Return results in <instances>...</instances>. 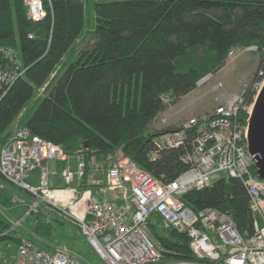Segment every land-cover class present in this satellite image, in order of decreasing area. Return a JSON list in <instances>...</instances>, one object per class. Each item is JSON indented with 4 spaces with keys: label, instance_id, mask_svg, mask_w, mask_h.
<instances>
[{
    "label": "trees",
    "instance_id": "1",
    "mask_svg": "<svg viewBox=\"0 0 264 264\" xmlns=\"http://www.w3.org/2000/svg\"><path fill=\"white\" fill-rule=\"evenodd\" d=\"M44 5L46 16L32 21L24 0H0V48L17 49L25 68L0 100V145L34 91L47 83L21 126L66 154L82 150L87 166L92 157L101 164L120 149L162 182L174 180L187 168L181 156L192 151L196 128L187 130L181 146L157 150L154 139L172 126L149 131L154 118L219 71L230 49L253 45L264 55V0L96 2L90 38L85 35L87 42L64 59L62 71L60 61L83 35L84 5L80 0H44ZM4 61L0 53V64ZM164 94L169 103L161 100ZM251 173L256 176L254 166ZM88 175L86 168L85 181ZM7 187L18 190L5 182L1 203L14 196ZM181 199L194 212L210 207L228 213L245 237L253 232L249 196L240 179H215ZM35 214L40 221L32 233L45 237L50 232L46 215ZM148 224L164 261L193 258L186 232L163 227L154 214ZM10 228L0 214V243L17 245L23 236Z\"/></svg>",
    "mask_w": 264,
    "mask_h": 264
},
{
    "label": "built area",
    "instance_id": "2",
    "mask_svg": "<svg viewBox=\"0 0 264 264\" xmlns=\"http://www.w3.org/2000/svg\"><path fill=\"white\" fill-rule=\"evenodd\" d=\"M24 2L32 21L46 16L44 0ZM235 49L239 48L230 49L228 56H234ZM241 50L256 51V46ZM0 53L5 60L0 64L1 100L25 68L17 49L1 47ZM209 75L212 74L199 80L198 85ZM263 84L264 61L237 93L219 95V103L211 112L193 116L154 139L157 150L177 148L187 130L196 128L192 151L181 156L187 168L170 182H162L129 158L109 163L103 169L99 164L91 167V162L87 166L82 150L66 154L60 145L31 134L21 125L0 145V175L6 183L33 197L29 214L46 210L77 226L105 264H264V181L251 173L255 157L248 150L249 120ZM46 85L39 91H44ZM219 87L222 84L216 85ZM161 100L169 103L170 96L164 94ZM168 119L162 117L161 123ZM49 161L62 163V186L50 184ZM221 177L240 179L248 192L253 215V232L249 236L238 231L228 213L210 207L194 212L182 202L181 197L188 191L208 186ZM90 185L110 192L112 197H102ZM3 188L0 182V192ZM153 214L163 227L187 233L191 260H163L164 250L150 234L148 220ZM16 247L15 264H86L66 249L50 251L26 237H21Z\"/></svg>",
    "mask_w": 264,
    "mask_h": 264
},
{
    "label": "rangeland",
    "instance_id": "3",
    "mask_svg": "<svg viewBox=\"0 0 264 264\" xmlns=\"http://www.w3.org/2000/svg\"><path fill=\"white\" fill-rule=\"evenodd\" d=\"M80 1L84 5V29L82 36L84 37L86 35V39H89L91 31L93 30L95 24V3L123 0ZM81 43L82 42L80 40L79 42L77 41L74 46L67 52L66 56H64V58L60 61V66H63L62 71L67 66V62H65L64 59H67L69 55V58H72L75 47L80 46ZM263 61L264 55L261 57L259 52L257 51H242L241 48L235 49L234 56H227L225 65L219 71L212 75H209L208 78L205 79L204 82H202L203 84H197L195 90L183 96L179 100L178 104L175 105L173 109L187 104L195 99V97L205 93L199 100L194 101L192 104H190L183 111L176 115L174 125L161 123L162 117H166L170 113V110L167 109V111L157 114L149 127V131H157L165 127L176 126L181 122L193 116H196L197 114H200L203 111L213 108L215 104L217 105L219 103L217 97L223 92H227L229 94L237 93L241 89V85L243 83L251 80L262 65ZM54 74L55 72L51 75V78L54 76ZM218 84H222V87L216 88V85ZM44 92L45 91H39V88L34 91L32 98L26 103V105L18 114L14 123L12 124L10 130L11 133L22 124V122L27 118L31 111L36 107L39 99L42 97ZM122 158L127 157H125L122 151L118 149L114 154L106 156L101 164L98 163V160L94 161L91 158V167L95 168L99 164L100 169H103V167H105L109 163L115 162ZM3 184H5V182H3ZM7 189L12 192L13 188L7 187ZM13 190L14 196L10 200V202L7 201L6 203H1L0 200V214L11 224V227L14 226L16 221H19L23 216H25L24 220L17 224L15 228H10L11 230H13L15 235H22L26 238L32 237L35 240V243L47 250H53L56 248L66 249L67 251L81 258L86 264H105L94 252V250L88 244L87 240L79 233L77 226L69 224L64 220L53 216L46 210H39L38 212H41L42 215H46L43 220L47 221L49 224V234L45 237L40 238L33 235L32 232L35 223L38 220L40 221V217L38 214H29L27 212L28 205L33 202V197L25 192L22 193V191H20L19 189ZM93 190L99 192L102 197H112L111 193L106 190L101 192L99 189H96V187H94ZM159 226L161 225L159 224ZM150 234L154 242L159 244L158 240L154 238L151 231ZM16 246L17 245L12 242L0 243V264H14V260L16 257L15 254L17 251ZM159 246L161 245L159 244Z\"/></svg>",
    "mask_w": 264,
    "mask_h": 264
},
{
    "label": "water",
    "instance_id": "4",
    "mask_svg": "<svg viewBox=\"0 0 264 264\" xmlns=\"http://www.w3.org/2000/svg\"><path fill=\"white\" fill-rule=\"evenodd\" d=\"M248 150L255 157L256 175L264 181V84L255 100L249 120Z\"/></svg>",
    "mask_w": 264,
    "mask_h": 264
},
{
    "label": "crops",
    "instance_id": "5",
    "mask_svg": "<svg viewBox=\"0 0 264 264\" xmlns=\"http://www.w3.org/2000/svg\"><path fill=\"white\" fill-rule=\"evenodd\" d=\"M85 37V36H84ZM83 36L82 37H80V41L82 42L81 43V45L83 44V42H84V40H85V38H84ZM79 40H78V42H79ZM87 42V41H86ZM86 42H84V44L86 43ZM203 84V83H202ZM214 87V86H213ZM212 87V88H213ZM196 89V87L193 89V90H195ZM192 90V91H193ZM192 91H190V92H192ZM189 92V93H190ZM207 92V91H206ZM205 93H203V94H201V95H199V96H197V97H195V99H193L191 102H189V103H187V104H184V105H181L180 107H178V108H175V109H173L174 107H175V105H177L178 104V102L177 103H175L174 105H172V106H170V108H168V110H170V113L167 115V117H169V119H168V125H174L175 123V117H176V115L177 114H179L181 111H183L186 107H188L190 104H192L194 101H196V100H199L203 95H204ZM181 99V98H180ZM215 106H216V104L214 105V107L213 108H215ZM213 108H210V109H208V110H206V111H203V112H201L200 114H204V113H208V112H210L211 110H213ZM167 111V110H166ZM197 115H199V114H197ZM170 122V123H169ZM173 127V126H172ZM73 164V163H72ZM48 166H49V169H50V175H49V181H50V184L52 185V186H62L63 185V182H62V180H61V177H60V173H59V171H60V169H61V167H62V163L61 162H59V161H49L48 162ZM27 205H28V203H27ZM52 250V249H51ZM50 250V251H51ZM16 255V254H15ZM14 255V256H15ZM15 260H16V257H15ZM15 260H14V264H15Z\"/></svg>",
    "mask_w": 264,
    "mask_h": 264
},
{
    "label": "bare ground",
    "instance_id": "6",
    "mask_svg": "<svg viewBox=\"0 0 264 264\" xmlns=\"http://www.w3.org/2000/svg\"><path fill=\"white\" fill-rule=\"evenodd\" d=\"M23 193V192H22Z\"/></svg>",
    "mask_w": 264,
    "mask_h": 264
}]
</instances>
